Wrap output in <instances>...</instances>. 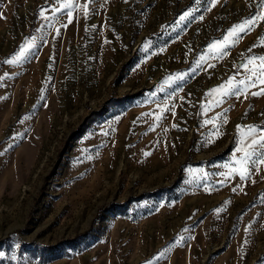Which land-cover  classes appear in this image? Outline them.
I'll return each mask as SVG.
<instances>
[{
	"label": "rangeland",
	"instance_id": "rangeland-1",
	"mask_svg": "<svg viewBox=\"0 0 264 264\" xmlns=\"http://www.w3.org/2000/svg\"><path fill=\"white\" fill-rule=\"evenodd\" d=\"M54 6L0 0V264H264V165L224 175L264 95L202 108L264 56V22L207 51L256 0H91L71 24Z\"/></svg>",
	"mask_w": 264,
	"mask_h": 264
},
{
	"label": "snow or ice",
	"instance_id": "snow-or-ice-1",
	"mask_svg": "<svg viewBox=\"0 0 264 264\" xmlns=\"http://www.w3.org/2000/svg\"><path fill=\"white\" fill-rule=\"evenodd\" d=\"M88 2L84 3L82 6L77 2V0H56V4L58 6H54L51 11L53 13L54 19H58L59 13L63 12L68 19V23H72V13L73 11L80 10L82 8L85 17H87L88 13ZM127 2V0H125ZM218 0H211L212 6L214 7ZM257 7L259 11L256 12L255 15L246 18L241 23L235 24L230 28L227 33L223 36L221 40L213 41L208 45V54L213 58H221L228 54V50L231 47H234L236 43L242 38V35L249 34L256 26H258L261 22H264V0H256ZM209 11L211 8L208 9ZM45 11L41 10L40 15L44 19H49L48 16H45ZM191 17L190 12H185L181 17L180 21H185ZM200 19H203L201 16ZM67 27V25H64ZM57 34H59V29H57ZM260 45L264 46V38H261ZM257 45H253L256 47ZM36 48L35 38L32 40L26 41L25 45L21 47L20 51L14 55L11 59L6 60L5 63L8 64H19L23 60H25L30 54L33 49ZM251 52V49H249ZM209 57L202 55L197 62L198 66L202 64L205 60ZM245 62L239 67L243 69L244 78L237 80L236 77H231L226 81L225 84H221L217 88L211 89L210 92L207 94L212 96L214 94H218V98L209 103L208 105H202V108L205 112L210 110L213 106H218L219 104L223 103V99L228 96H246L248 90L251 88H257L258 91L251 92L252 96L264 95V87H260L264 85V56H249L244 58ZM208 67H214V65L209 64ZM183 76H178L176 79L181 80ZM4 77H0V80H3ZM171 111L172 109H167ZM162 112L165 109L161 110ZM145 115H151V113H146ZM156 121H160L162 117L157 115L155 117ZM215 118L210 121H205V123H213ZM224 122L226 123L227 120L225 119ZM175 127V125H174ZM238 131L241 133V138L238 141V147L236 152L242 153V155L233 161L235 165L238 167H231L230 171L225 173L226 177L231 176L233 173L238 174L239 178L243 181L249 175V165H264V153H261L259 159H254L257 155L256 149H264V129H257L256 126L248 125L245 127L238 126ZM145 155H150V153H145ZM243 189H241L242 191ZM233 191H236L234 188ZM223 211L222 208L216 209V212L219 213ZM183 237H181V240ZM164 253L162 252L160 256H163ZM157 257L156 259H159ZM149 264H152L150 261Z\"/></svg>",
	"mask_w": 264,
	"mask_h": 264
}]
</instances>
